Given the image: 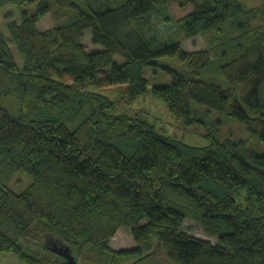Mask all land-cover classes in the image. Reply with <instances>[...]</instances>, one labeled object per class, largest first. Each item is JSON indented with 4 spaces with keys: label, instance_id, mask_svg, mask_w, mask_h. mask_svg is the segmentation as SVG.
<instances>
[{
    "label": "trees",
    "instance_id": "16d2710c",
    "mask_svg": "<svg viewBox=\"0 0 264 264\" xmlns=\"http://www.w3.org/2000/svg\"><path fill=\"white\" fill-rule=\"evenodd\" d=\"M112 1L0 0V15L15 6L19 19L0 26V257L58 264L40 246L50 235L70 246L73 264H264V153L250 149L247 163L230 141L187 147L124 108L145 94L144 72L160 70L171 82L152 87L151 97L176 120L190 124L196 102L242 124L264 148V0L250 38L189 54L145 37L156 6L193 5L176 21L188 39L236 19L235 0ZM48 14L55 25L41 32ZM87 31L101 50L84 51ZM172 59L184 73L163 63ZM214 61L225 89L197 79ZM18 172L31 182L16 194L7 184ZM242 190L239 208L232 193ZM187 220L206 239L187 234ZM119 229L135 248L109 247Z\"/></svg>",
    "mask_w": 264,
    "mask_h": 264
},
{
    "label": "rangeland",
    "instance_id": "374dc122",
    "mask_svg": "<svg viewBox=\"0 0 264 264\" xmlns=\"http://www.w3.org/2000/svg\"><path fill=\"white\" fill-rule=\"evenodd\" d=\"M123 1L124 0H113L112 5L119 6ZM218 1L219 0H217V2ZM235 1L239 4L242 10L241 14L236 19L226 22L219 28L207 30L192 38H183L176 26V21L185 16L187 11L192 10L193 5L186 6L184 8L180 7L178 4H170L166 7H162L161 5L156 6L148 21H144L142 31L147 39L157 34L158 38H161L163 41L180 43L182 51L187 54L209 52L212 47L214 48L220 43H225L234 36L242 34L244 37L250 38V35H247L248 31H252L263 21L261 16V0ZM187 2H193V0H187ZM193 3L198 6L199 1L197 2L194 0ZM9 18H13L12 21H19L17 7H7V9L2 11V14L0 15L1 28H3L2 25L5 23V20ZM53 19L54 17L52 15H45L39 21L37 26L38 29L41 32L50 30L55 25V21ZM233 23L239 28L235 27ZM82 46L87 54L101 50V47L92 44L89 31L86 32L85 37L82 40ZM9 47L13 53L15 62H17L19 69H21L22 64L16 48H14L11 43ZM250 57H253V60L255 59V56L253 55ZM211 60H214L213 56H211ZM114 62H116V64L122 63V61L118 58H114ZM163 63L177 69L180 72H185L182 64L175 59L164 60ZM218 65L219 64H216L214 61L209 68L200 72L197 79L213 84L214 82H219L222 88L225 89L226 82L221 75ZM108 73L109 70L102 71L98 74V78H103ZM144 75L148 79L147 90L142 96L128 101L127 106L124 107L125 110H127L125 112L128 115L131 116L140 113L141 119L150 125L156 133L166 138H171L183 145H186L187 147L205 148L211 144L212 140H216L217 142L224 144L227 141H230L235 145L237 144L236 152L239 156H242L241 153L245 155L248 154L250 149L258 151L259 153H264V148L258 138L251 135L242 124L199 103L191 102L190 116L193 121L190 124H186L184 121L182 122L176 120L168 112L166 105L154 101L150 93V89L154 86H164L170 84V77L167 74H163L160 70L153 71L151 69L145 71ZM65 79L67 80V84L71 83L72 79L70 76H65ZM104 94L108 95L109 91H105ZM249 155L250 153L247 157L243 156V160L247 163H251ZM30 182L31 180L27 175L22 172H18L15 174L13 180L7 184V187L14 193L19 194L30 184ZM232 195L234 196L233 198L236 205L239 208H244L246 203V191L242 190L234 192ZM185 229L187 230V234L193 237L203 240L206 239L202 227L196 222L187 220V222H185ZM40 246H42L43 251L50 254L53 259L58 262V264H72V260L75 259L74 252L70 246L68 244H64L62 241L53 236H45L40 242ZM109 247L114 251L135 248L134 240L130 235V231L119 229L116 235L109 241ZM154 258L156 260H162L161 253L158 249H155L154 251ZM0 264L22 263L15 256L3 255L0 260Z\"/></svg>",
    "mask_w": 264,
    "mask_h": 264
},
{
    "label": "crops",
    "instance_id": "0c3cea01",
    "mask_svg": "<svg viewBox=\"0 0 264 264\" xmlns=\"http://www.w3.org/2000/svg\"><path fill=\"white\" fill-rule=\"evenodd\" d=\"M13 18H9L7 20H5V23L2 25V27H4L9 21H12ZM8 258V257H7ZM2 259V257H0V260Z\"/></svg>",
    "mask_w": 264,
    "mask_h": 264
},
{
    "label": "water",
    "instance_id": "95a60500",
    "mask_svg": "<svg viewBox=\"0 0 264 264\" xmlns=\"http://www.w3.org/2000/svg\"><path fill=\"white\" fill-rule=\"evenodd\" d=\"M73 264V263H72Z\"/></svg>",
    "mask_w": 264,
    "mask_h": 264
}]
</instances>
